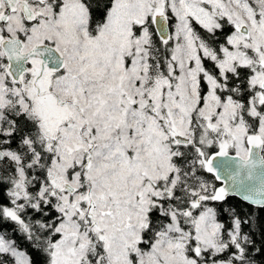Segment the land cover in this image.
Instances as JSON below:
<instances>
[{"label":"snow or ice","instance_id":"obj_1","mask_svg":"<svg viewBox=\"0 0 264 264\" xmlns=\"http://www.w3.org/2000/svg\"><path fill=\"white\" fill-rule=\"evenodd\" d=\"M0 264H264V0H0Z\"/></svg>","mask_w":264,"mask_h":264},{"label":"trees","instance_id":"obj_2","mask_svg":"<svg viewBox=\"0 0 264 264\" xmlns=\"http://www.w3.org/2000/svg\"><path fill=\"white\" fill-rule=\"evenodd\" d=\"M235 201H236L237 203H239L240 198H239V197H236V198H235Z\"/></svg>","mask_w":264,"mask_h":264},{"label":"water","instance_id":"obj_3","mask_svg":"<svg viewBox=\"0 0 264 264\" xmlns=\"http://www.w3.org/2000/svg\"><path fill=\"white\" fill-rule=\"evenodd\" d=\"M230 155H234V153L230 152ZM218 159H220V158H218Z\"/></svg>","mask_w":264,"mask_h":264}]
</instances>
